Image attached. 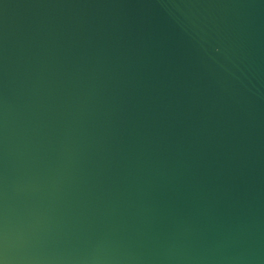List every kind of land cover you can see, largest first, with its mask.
<instances>
[{
  "label": "water",
  "instance_id": "95a60500",
  "mask_svg": "<svg viewBox=\"0 0 264 264\" xmlns=\"http://www.w3.org/2000/svg\"><path fill=\"white\" fill-rule=\"evenodd\" d=\"M0 264H264V0H0Z\"/></svg>",
  "mask_w": 264,
  "mask_h": 264
}]
</instances>
